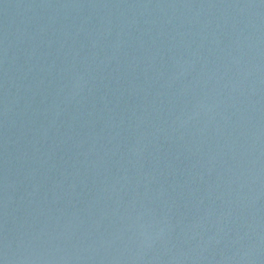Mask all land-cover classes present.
Listing matches in <instances>:
<instances>
[{"label": "water", "instance_id": "1", "mask_svg": "<svg viewBox=\"0 0 264 264\" xmlns=\"http://www.w3.org/2000/svg\"><path fill=\"white\" fill-rule=\"evenodd\" d=\"M0 264H264V0H0Z\"/></svg>", "mask_w": 264, "mask_h": 264}]
</instances>
